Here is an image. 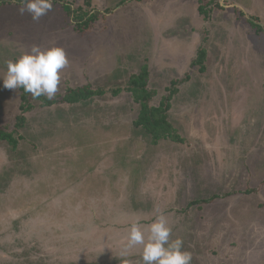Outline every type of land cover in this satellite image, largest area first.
Masks as SVG:
<instances>
[{
  "label": "rangeland",
  "instance_id": "rangeland-1",
  "mask_svg": "<svg viewBox=\"0 0 264 264\" xmlns=\"http://www.w3.org/2000/svg\"><path fill=\"white\" fill-rule=\"evenodd\" d=\"M66 3L98 17L79 28ZM21 7L0 5V76L32 44L69 63L52 105L28 93L22 110L0 80V264H143L130 221L158 210L191 264H264V0H52L38 20ZM143 66L150 106L178 82L158 137L136 124ZM81 86L101 94L61 101Z\"/></svg>",
  "mask_w": 264,
  "mask_h": 264
},
{
  "label": "clouds",
  "instance_id": "clouds-1",
  "mask_svg": "<svg viewBox=\"0 0 264 264\" xmlns=\"http://www.w3.org/2000/svg\"><path fill=\"white\" fill-rule=\"evenodd\" d=\"M52 8V0H22L21 12L28 11L33 20H38ZM69 61L60 46L41 48L32 44L15 59L5 61L6 71L0 80L9 90L23 88L35 98L44 96L53 100L59 90L61 70ZM172 229L166 216L157 211L155 218L146 226L137 217L130 221L125 250L140 246L143 264H191L192 255L183 250V240L171 239Z\"/></svg>",
  "mask_w": 264,
  "mask_h": 264
},
{
  "label": "trees",
  "instance_id": "trees-1",
  "mask_svg": "<svg viewBox=\"0 0 264 264\" xmlns=\"http://www.w3.org/2000/svg\"><path fill=\"white\" fill-rule=\"evenodd\" d=\"M6 1L13 0H0V5L6 3ZM15 1V0H14ZM21 1V0H16ZM64 10L72 16L73 19L77 20L76 24L79 25H88L91 20H95L98 17L99 12H79L75 11L71 8L69 4L63 5ZM199 10L201 11V7L199 6ZM250 24L256 28V30H260L261 26L251 21ZM83 25V26H84ZM206 51L204 48H199L197 51V57L191 62V65H200V69L202 68V60L205 56ZM188 76H185L184 80H187ZM147 81H148V69L146 66H143L140 71L136 74H132L129 76L128 84L130 89L133 91L134 99L140 103V110L138 113V117L136 120L137 125H142L146 131L150 132L154 137H158L163 130L169 128V123L167 119V112L170 108V99L172 95L175 93L176 88L175 84L178 83L176 80H172L170 86L167 88L168 94L161 100L160 104L157 107H153L149 105V99L154 95L153 91L147 89ZM21 106L22 110L28 108V93H25L23 88L21 89ZM100 95L101 92L89 89L85 86L77 87L75 89H69L65 96L61 98L62 102L74 103L82 100H86L93 95ZM44 104L52 105L57 101L55 97L53 100H48L44 96L40 97ZM26 104V105H25ZM0 137L5 138V133L0 130ZM208 200H201L199 202H207Z\"/></svg>",
  "mask_w": 264,
  "mask_h": 264
}]
</instances>
